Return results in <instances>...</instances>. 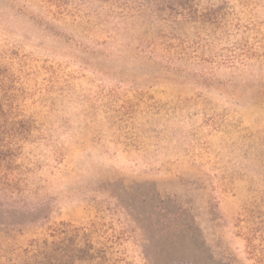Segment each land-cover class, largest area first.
Here are the masks:
<instances>
[{
	"label": "rangeland",
	"instance_id": "374dc122",
	"mask_svg": "<svg viewBox=\"0 0 264 264\" xmlns=\"http://www.w3.org/2000/svg\"><path fill=\"white\" fill-rule=\"evenodd\" d=\"M0 73V264H264V0H0Z\"/></svg>",
	"mask_w": 264,
	"mask_h": 264
},
{
	"label": "trees",
	"instance_id": "16d2710c",
	"mask_svg": "<svg viewBox=\"0 0 264 264\" xmlns=\"http://www.w3.org/2000/svg\"><path fill=\"white\" fill-rule=\"evenodd\" d=\"M6 75L7 73H0V79L7 78ZM0 92H2L1 88ZM2 99L3 96L0 93V174L2 175V178L6 180L5 185L9 186L10 178L7 168L12 156V150L9 146L11 144V139L15 136V132L9 128L13 123L11 106L4 104Z\"/></svg>",
	"mask_w": 264,
	"mask_h": 264
}]
</instances>
